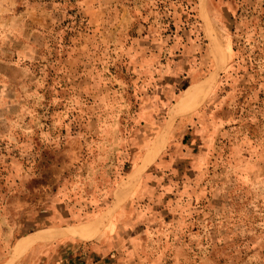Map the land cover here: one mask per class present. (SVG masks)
Instances as JSON below:
<instances>
[{"label": "rangeland", "instance_id": "rangeland-1", "mask_svg": "<svg viewBox=\"0 0 264 264\" xmlns=\"http://www.w3.org/2000/svg\"><path fill=\"white\" fill-rule=\"evenodd\" d=\"M16 243L264 264V0H0V264Z\"/></svg>", "mask_w": 264, "mask_h": 264}, {"label": "bare ground", "instance_id": "bare-ground-1", "mask_svg": "<svg viewBox=\"0 0 264 264\" xmlns=\"http://www.w3.org/2000/svg\"><path fill=\"white\" fill-rule=\"evenodd\" d=\"M201 90H202L201 88L197 87L196 89H194L193 92L195 95H198L201 92ZM176 108H178V106H176ZM155 151H156V148L154 147L152 149L151 154L149 155L148 159L153 156ZM121 192H122V190H121ZM127 192H128V190H127ZM127 192L126 193L124 192L125 195L127 194ZM123 197H122V199H124ZM120 201H121V199H118L117 203H119ZM102 222H103V219H99V221L96 220L94 222H90L89 224L79 226L77 228H69V227L68 228H62V229H57V230L49 232V233L52 235H58V236H64V235H68V234H83L84 236L89 237V236L96 234L99 231V229L102 225ZM24 252H25V248H20L17 251L19 256L22 255ZM7 264H10V263H7Z\"/></svg>", "mask_w": 264, "mask_h": 264}, {"label": "crops", "instance_id": "crops-1", "mask_svg": "<svg viewBox=\"0 0 264 264\" xmlns=\"http://www.w3.org/2000/svg\"><path fill=\"white\" fill-rule=\"evenodd\" d=\"M64 228H66V227H64ZM57 229H62V228H53V229H41V230H38V231H35V232H37V233H35V232H31V233H33V234H31V233H29V234H31L30 236H32V235H37V234H43V233H49V232H52V231H55V230H57ZM41 232V233H40ZM28 235V234H27ZM97 235V234H96ZM96 235H92V236H89V237H86V236H83V235H80V234H74V235H70V236H68V237H71V238H76V239H79V240H82V241H90V240H92ZM23 237H25V236H23ZM22 238V237H21ZM20 238V239H21ZM19 239V240H20ZM50 241H54V240H47V239H44V240H41V241H39V242H37V243H34L33 245H31L30 247H33V246H36L38 243H44V242H49V243H51ZM18 242V241H17ZM16 245H17V243L15 244V247H14V249H13V252H12V255H11V257H10V259L9 260H7L5 263H3V264H7V263H10V264H13L18 258H19V254L17 253V249H16ZM29 247V248H30ZM28 248V249H29ZM27 249V250H28ZM26 250V251H27ZM25 251V252H26ZM24 252V253H25ZM23 253V254H24ZM22 254V255H23ZM21 256V255H20ZM14 261V262H13Z\"/></svg>", "mask_w": 264, "mask_h": 264}]
</instances>
